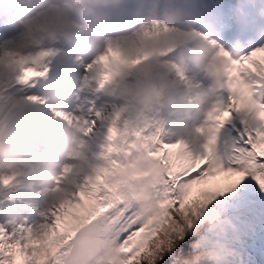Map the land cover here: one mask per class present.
<instances>
[{
	"label": "rangeland",
	"instance_id": "374dc122",
	"mask_svg": "<svg viewBox=\"0 0 264 264\" xmlns=\"http://www.w3.org/2000/svg\"><path fill=\"white\" fill-rule=\"evenodd\" d=\"M258 63V67H254L252 75H250L251 79L248 78V80L263 77L262 82L264 84V64L260 61H258ZM259 86L262 87V84H259ZM260 90H264V88L262 87ZM21 99L23 100L24 98L22 97ZM24 100V102H19V99H17L15 105L25 106L28 100ZM110 106H113V104H110ZM120 118H123L122 113L111 112L108 108L105 109L100 116L94 117V120L90 123L87 131L82 135V138L79 139V144H72L73 146L67 155L77 156L80 158V161L67 162L72 171L71 177L69 178L68 172H63L66 171V164L65 168L61 171L62 179L58 177L57 183H55L54 195L50 204H48V210L42 214L41 217L35 219L36 221L33 226L28 223V214L26 212H21L14 208L7 201V199H13L16 189L13 190L10 187V190L4 191V189L0 187V221L5 220L0 225V240L1 236L8 240L6 242L10 244V248L13 249V251H8V253H14V251L21 252L20 250H22V259L18 261L17 264H23L24 258H26L25 264H51V261H53V264H67L66 250L70 243L69 238L71 230L75 229L87 216L86 208L90 207L94 202H98L96 195L98 194L101 184L100 178H104L110 164L113 165L112 170L118 172L119 175L125 176V173L121 171L122 157L114 156L111 161L104 160L103 158L106 156L104 151L105 146L103 147L102 144L111 146L112 142L110 141V138L115 140L116 138H114L113 134L119 129L113 124L112 120ZM121 130L123 133H126L125 128H121ZM3 135L4 130L0 131V138H2ZM122 141L119 140V144H121ZM119 144L116 145V149L119 148ZM3 148L7 149L5 145H3ZM12 152L15 153V151H0V155L3 153L7 156L6 158H3L4 162L0 163V166L5 163H11L9 155ZM128 175L130 177L128 178L129 182L135 178L134 176H131L130 171ZM106 179L113 180L114 176L107 177ZM137 180L134 179L133 182L136 183ZM241 185L242 184L238 185V188ZM233 189L236 191L235 188ZM110 194L111 192H107L106 195L108 196ZM67 203H72L75 207L73 212L71 208L66 206ZM99 203L102 208L106 209V207L102 205V202ZM61 208H66L69 211V216L68 220L64 223V226H61L60 229H56V227L51 225L55 220L53 215L57 209ZM111 208H113V206H109L107 210ZM103 214L104 215L102 216L106 219L107 215L105 213ZM198 214L200 220L204 219V214ZM57 238L62 239L57 252L58 257H54L47 253L42 258L43 263H39L38 259L41 258L39 257L37 259V256H39L42 250L43 253L45 250L47 251V249L51 252L56 251ZM130 247H133L134 250L133 258L138 257L141 254L140 249L142 244L136 240L130 241L128 246H126V248ZM147 247L148 244L144 246V248ZM0 250L1 253H3L5 264H7L9 260H13L14 256L8 257L5 253L6 247L1 244ZM29 256L30 258H28ZM53 258L57 260H54ZM238 262L248 264V261L243 258L238 259L234 264H237Z\"/></svg>",
	"mask_w": 264,
	"mask_h": 264
},
{
	"label": "trees",
	"instance_id": "16d2710c",
	"mask_svg": "<svg viewBox=\"0 0 264 264\" xmlns=\"http://www.w3.org/2000/svg\"><path fill=\"white\" fill-rule=\"evenodd\" d=\"M194 186L196 190L188 194L186 200L179 206L171 207L170 216L157 229L147 249L129 264H206L207 254L199 239L200 227L205 224V219L200 220L198 213L202 210L204 198L207 199L205 196L211 183L202 179ZM212 194L216 196V190ZM116 260L119 264L122 261Z\"/></svg>",
	"mask_w": 264,
	"mask_h": 264
},
{
	"label": "water",
	"instance_id": "95a60500",
	"mask_svg": "<svg viewBox=\"0 0 264 264\" xmlns=\"http://www.w3.org/2000/svg\"><path fill=\"white\" fill-rule=\"evenodd\" d=\"M79 241H84V239L79 237ZM79 241L75 240L70 251V258H75L73 264H84L88 258H90L98 249H100V243L95 236H93L90 239L91 242L85 246H80Z\"/></svg>",
	"mask_w": 264,
	"mask_h": 264
},
{
	"label": "bare ground",
	"instance_id": "6f19581e",
	"mask_svg": "<svg viewBox=\"0 0 264 264\" xmlns=\"http://www.w3.org/2000/svg\"><path fill=\"white\" fill-rule=\"evenodd\" d=\"M159 22V21H158ZM161 22V21H160ZM158 27H162V26H158Z\"/></svg>",
	"mask_w": 264,
	"mask_h": 264
}]
</instances>
